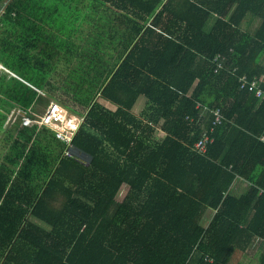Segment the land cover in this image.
I'll use <instances>...</instances> for the list:
<instances>
[{
	"label": "trees",
	"instance_id": "16d2710c",
	"mask_svg": "<svg viewBox=\"0 0 264 264\" xmlns=\"http://www.w3.org/2000/svg\"><path fill=\"white\" fill-rule=\"evenodd\" d=\"M94 2L0 0V65L15 76L0 74V134L20 115L0 158V264H228L264 241V0ZM99 5L109 30L87 20ZM44 96L82 118L71 150L21 125ZM205 108L223 119L200 156Z\"/></svg>",
	"mask_w": 264,
	"mask_h": 264
},
{
	"label": "built area",
	"instance_id": "2783aa9c",
	"mask_svg": "<svg viewBox=\"0 0 264 264\" xmlns=\"http://www.w3.org/2000/svg\"><path fill=\"white\" fill-rule=\"evenodd\" d=\"M1 11V9H0ZM222 60L223 58L220 56H216L214 58V63H216V70L222 69ZM6 74L10 77L15 76L5 69L2 65H0V74ZM239 87L244 88L247 90V92L251 93L254 97L260 98L263 96V91L259 88L258 82L251 81L249 82L244 77H242L239 80ZM38 93H40L38 91ZM201 120L202 118H208V121L210 124L208 125H201L200 129V135L196 139V141L193 142L190 149L196 153L197 155L204 156L207 152L208 145L213 142V139L211 137V134L213 132V128L222 121V116L219 110H207L204 109L203 112H201ZM78 117V116H77ZM67 119V120H66ZM69 121V122H68ZM82 122V118H77L74 122V120H69V118H64L61 112V107L55 103L50 102L44 109L43 113L39 116H32L26 117L24 116L21 119V125L26 127L29 124L35 125L37 128L39 127H46L49 129H52L55 132V138L59 140L60 142L64 143L69 150H71L70 142L72 140L73 135L77 131L78 127L80 126ZM73 123V124H72ZM259 141L264 144V135L260 136ZM65 155H68V153H64Z\"/></svg>",
	"mask_w": 264,
	"mask_h": 264
},
{
	"label": "crops",
	"instance_id": "0c3cea01",
	"mask_svg": "<svg viewBox=\"0 0 264 264\" xmlns=\"http://www.w3.org/2000/svg\"><path fill=\"white\" fill-rule=\"evenodd\" d=\"M86 1L89 4H91L92 8L95 7L94 0H86ZM90 11L91 12H93V11L95 12L94 15L91 14L93 17L89 21L93 26L94 25H98L99 28L101 27V30L102 29L109 30L110 27L112 26V24H114V23H110V20L105 21L104 19H100L101 18L100 16H102V15L105 16L107 14L108 18H110V15L111 16L114 15V13L111 11V9L108 6L106 8H104L103 6L99 5V9H97V11L94 10V9H92ZM214 21H215V16L210 17L208 22H207L208 23V27L207 28H210L213 25ZM256 25H257L256 21H253L251 16H247L245 18L243 24H242V29L243 30H253L256 27ZM117 27H119V24H117ZM262 63L264 65V55H263V58H262ZM145 102H146V100L144 98H142V97L138 98L136 104L134 105V107L132 109V113L135 116H137L141 112L142 108H144ZM44 109L45 108L41 107V105H36V106H34L33 109H30V113L34 114V116H39V115H41L43 113ZM61 112H62V115L64 116V118H69V120H72V121L74 120V122L78 118L76 115L67 112L62 107H61ZM16 113L18 114V111ZM246 191H247V185L244 183V181L241 178H236L233 181V183L230 185V187L228 189V194L231 197H233V198H239L244 193H246ZM207 213H209L208 217L206 216ZM213 214H214V211L208 208V209L205 210V212H204V214H203L201 219L203 220V217H204V220H207L206 222L208 223L210 221V219L212 218ZM206 217H207V219H206ZM201 219H200V221H201ZM27 220H28V222L32 223L33 225H35V226H37V227H39V228H41V229H43L45 231H49L50 230V228H46V227L40 226L41 224H38L40 221L38 219L34 218V217L29 216V217H27ZM199 224L201 225V222ZM203 228H205V227H203ZM241 253H243V252L235 250L233 255H232V257L230 258L228 264H240L238 262V260H239V258L241 256L240 255Z\"/></svg>",
	"mask_w": 264,
	"mask_h": 264
},
{
	"label": "rangeland",
	"instance_id": "374dc122",
	"mask_svg": "<svg viewBox=\"0 0 264 264\" xmlns=\"http://www.w3.org/2000/svg\"><path fill=\"white\" fill-rule=\"evenodd\" d=\"M62 9L65 11V8H64V6H62ZM76 9V7L74 6L73 7V10H75ZM87 11V10H86ZM66 12H68V9L66 10ZM70 12V11H69ZM83 12V11H82ZM81 12V13H82ZM86 13H91V11H87ZM89 16V15H88ZM87 16V17H88ZM96 17V16H95ZM92 19V17L91 18H87V20H91ZM210 22V21H209ZM208 27V23H207V26H206V28ZM45 97V96H44ZM46 100V97L45 98H43V104L41 103V107H43V108H45L46 106H45V101ZM99 102H101L106 108H108V109H110V110H112L115 106L114 105H112L111 103H109V102H107V101H105V100H99ZM15 110V109H14ZM13 110V111H14ZM16 111V110H15ZM17 117H18V115H17ZM17 117H15V119H14V121H13V123L16 121V119H17ZM69 122V121H68ZM12 123V125L10 126V129H9V131L8 132H10V133H13L14 131H15V126H17L16 125V123H14L13 124ZM20 123H21V120H20ZM73 124V123H72ZM30 125H32V124H29V125H27L26 127H29ZM85 130L86 131H89V132H91L90 130H88L87 128H85ZM5 135V134H4ZM4 137V136H3ZM3 138H2V140H0V158H2L3 157V155H4V149H5V147H4V145H3ZM112 210L113 209H111V211L110 212H112ZM208 215H209V213H207V217H208ZM207 217H206V219H207ZM207 220H204V217H203V220L201 219V225H202V227H206L207 226V222H206ZM38 224H41L40 226H42V227H46V228H49L47 225H45V224H43L42 222H39ZM263 253H264V241H257V240H254V242H253V246L252 247H250L249 249H247L245 252H243V253H241L240 255V258H239V260H238V262L240 263V264H258L259 263V259H260V257L263 255Z\"/></svg>",
	"mask_w": 264,
	"mask_h": 264
},
{
	"label": "water",
	"instance_id": "95a60500",
	"mask_svg": "<svg viewBox=\"0 0 264 264\" xmlns=\"http://www.w3.org/2000/svg\"><path fill=\"white\" fill-rule=\"evenodd\" d=\"M15 116H16V111L14 110L10 116L8 117L4 127H3V130L0 134V140L3 138L4 134L6 133L7 129L9 128V126L13 123L14 119H15ZM83 155V154H82ZM84 156V155H83Z\"/></svg>",
	"mask_w": 264,
	"mask_h": 264
},
{
	"label": "clouds",
	"instance_id": "9594fccd",
	"mask_svg": "<svg viewBox=\"0 0 264 264\" xmlns=\"http://www.w3.org/2000/svg\"><path fill=\"white\" fill-rule=\"evenodd\" d=\"M50 102H53V101H50ZM50 102H49V103H50ZM49 103H48V104H49ZM55 103H56V102H55ZM48 104H47V105H48ZM47 105H46V106H47ZM59 106H60V105H59ZM60 107H61V106H60ZM15 110H16V112L18 111L17 109H15ZM12 112H13V110H12ZM12 112H11V113H12ZM27 112L30 114V116H26V117H30V118H31V117L34 115V114L30 113V108H28ZM17 115H19V111H18V114L16 113V116H17ZM16 116H15V117H16ZM19 116H20V115H19ZM21 117L23 118L24 116H21ZM22 118H21V119H22Z\"/></svg>",
	"mask_w": 264,
	"mask_h": 264
}]
</instances>
